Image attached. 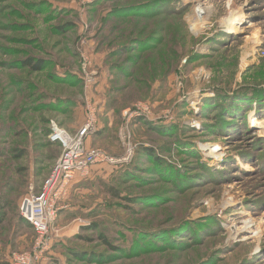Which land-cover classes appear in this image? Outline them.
Returning a JSON list of instances; mask_svg holds the SVG:
<instances>
[{
	"label": "rangeland",
	"instance_id": "374dc122",
	"mask_svg": "<svg viewBox=\"0 0 264 264\" xmlns=\"http://www.w3.org/2000/svg\"><path fill=\"white\" fill-rule=\"evenodd\" d=\"M146 1L0 0V264L32 249L36 233L18 212L62 154L51 125L75 134L90 111L100 130L92 145L124 153L126 127L134 156L115 169L97 165L83 191L68 193L54 246L37 264H264V130L252 126L264 122V0H201L202 15L198 0L165 5L178 12L109 13ZM236 10L248 23L232 34L226 20ZM150 35L151 47L131 42ZM27 58L44 68L24 66ZM139 106L149 119L128 121ZM121 168L130 176H113ZM248 218L245 234L260 233L233 239Z\"/></svg>",
	"mask_w": 264,
	"mask_h": 264
},
{
	"label": "built area",
	"instance_id": "2783aa9c",
	"mask_svg": "<svg viewBox=\"0 0 264 264\" xmlns=\"http://www.w3.org/2000/svg\"><path fill=\"white\" fill-rule=\"evenodd\" d=\"M82 55V72L86 82L91 84L96 72L91 69L92 63L86 52ZM193 97L196 98V100L194 99L196 102H199L196 95ZM191 104L192 101H190V106ZM191 107L194 109V106ZM128 112L129 114H127ZM124 115L128 116V121H131L135 116L143 115L149 119L150 108L147 106L130 108ZM50 130L49 140L60 144L62 154L39 190H35L31 185L30 191L20 203V216L34 229L36 237L32 249L27 252H13L9 264H37L46 260L54 245L52 227L72 182L88 178L97 165L104 169L105 167L115 169L121 165L129 164L134 156L135 146L132 144L131 134L126 127L120 131V138L124 142L125 148V152L122 154L113 155L103 148L88 145L87 140L98 130L93 111H90L84 124L75 134L59 128L54 123Z\"/></svg>",
	"mask_w": 264,
	"mask_h": 264
},
{
	"label": "trees",
	"instance_id": "16d2710c",
	"mask_svg": "<svg viewBox=\"0 0 264 264\" xmlns=\"http://www.w3.org/2000/svg\"><path fill=\"white\" fill-rule=\"evenodd\" d=\"M169 1L172 2L173 0H153V1H146V2H143L141 4H137V5L136 4L135 5H131L130 4V5L122 6V7L113 8L112 10L110 9L109 13L119 14V15H122V16H124V15H126L128 13H131V14H134V15L148 16V15L158 14V13H161V12H178V11L181 10L179 8L173 9L171 7L165 6ZM99 3H101V2H99ZM154 40L155 41L158 40V36L150 35L149 37H140V38L139 37L138 38L135 37L134 40H132L131 42L133 43V45L134 44L136 45L135 46L136 48H138V49H141V48L142 49H145V48H148V47H151L152 45H154V44H151V42L154 41ZM148 41H149V43H148ZM125 49L127 50L126 45L122 44V45H119L117 49H114L112 51V53L113 54L118 53V52H121L122 53ZM22 64L24 66L30 67V69H32L34 71H40V70H42L44 68L45 61H44V59L27 58V59H25L23 61ZM114 66H116V65H114ZM121 71L124 72V70H122V69H121ZM125 74H127V73H125ZM67 81H69V80H67ZM59 101H62V100H59ZM65 102H66V103H64L65 106L59 105L61 110H64L66 108V105L69 104V99L65 100ZM47 103H50L51 104V103H55V102H47ZM246 124L248 125L249 123L246 122ZM170 127H173V126H170ZM170 130H174V129L173 128H171V129H168L167 128L166 131H170ZM49 132H51V130ZM98 133H100V132H98ZM93 136H95V134L92 135L91 137H93ZM90 146H94V145H90ZM147 153L149 154V156H151L154 159V160H152V161H154V164L160 166L161 169H164L163 167L165 165L162 164L163 167H161L160 158L159 157H154L152 150H148ZM173 169L176 170L175 168H173ZM177 171H179L178 169L176 170V173H179ZM121 172H124V177L130 176V174H127L128 170L127 169H124V168H121L120 170H118V169L113 170L111 173H114L113 176H115V175H117V173H121ZM169 172H171V170H169ZM172 172H173V170H172ZM99 177H97L96 179H99ZM90 178H91V175L88 178H85L84 180H86V182H87L89 180H92ZM119 178L120 177H118V179ZM108 190L111 193V187H109ZM112 191H113V194L114 195H117L118 194L116 191H114V189H112ZM4 214L5 213H0V223L3 222V218L2 217H3ZM18 214H19V217L22 220V222H25V220L20 216V213L19 212H18ZM155 235L160 236L161 233L158 232ZM153 239H154V236L152 238H148V240H150L151 242L153 241ZM102 240H103L104 243H107V245L109 247H111L110 246V243L107 240V238L102 237ZM75 256L76 257H79L77 253L75 254ZM7 263L9 264V260H8Z\"/></svg>",
	"mask_w": 264,
	"mask_h": 264
},
{
	"label": "bare ground",
	"instance_id": "6f19581e",
	"mask_svg": "<svg viewBox=\"0 0 264 264\" xmlns=\"http://www.w3.org/2000/svg\"><path fill=\"white\" fill-rule=\"evenodd\" d=\"M198 13L199 15H202L204 12H209L204 6V3L201 2V0H198ZM207 7V6H206ZM246 15L243 13H240L239 10H236L227 20L226 23L228 25L229 32L232 34H238L239 32L243 31L245 25L248 23L247 19H245ZM200 100V99H199ZM200 102V101H199ZM195 100H192L191 106H194V109L196 110L198 108V103ZM197 123V122H193ZM252 126L257 127V128H262L264 130V122L258 120V119H253L252 120ZM192 127L198 128V124H192ZM216 148L212 151L214 154H216ZM254 221L250 218L246 219L244 223L240 226H233L231 228V236L233 239L242 237L243 240H246L248 238L254 237L258 235L260 232H256L254 235H247L245 234L246 230L251 228L253 226Z\"/></svg>",
	"mask_w": 264,
	"mask_h": 264
},
{
	"label": "crops",
	"instance_id": "0c3cea01",
	"mask_svg": "<svg viewBox=\"0 0 264 264\" xmlns=\"http://www.w3.org/2000/svg\"><path fill=\"white\" fill-rule=\"evenodd\" d=\"M111 118V117H110ZM113 124V123H112ZM103 125V124H102ZM110 126H111V124H110ZM99 131V130H98ZM91 138L92 137H90L88 140H87V143H88V145H92L93 143H92V140H91ZM97 167V166H96ZM95 167V168H96ZM107 169H110V168H108L107 167ZM111 171V170H110ZM83 180V181H82ZM84 182H86V180H84V179H77V180H75L74 182H72V184H71V186H70V190H69V192H74V191H83L84 190V188H83V186H84ZM69 205L68 204H65V206L63 205V206H61V208L62 209H66L67 207H68Z\"/></svg>",
	"mask_w": 264,
	"mask_h": 264
}]
</instances>
